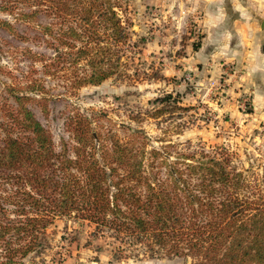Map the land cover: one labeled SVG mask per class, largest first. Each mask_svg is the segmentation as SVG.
I'll return each mask as SVG.
<instances>
[{
	"label": "trees",
	"instance_id": "obj_1",
	"mask_svg": "<svg viewBox=\"0 0 264 264\" xmlns=\"http://www.w3.org/2000/svg\"><path fill=\"white\" fill-rule=\"evenodd\" d=\"M34 3L58 20L57 30L51 22L40 31L53 40L52 64L64 62L75 89L131 77L123 61L130 32L110 0ZM7 92L0 103V264H24L39 253L58 217L107 234L119 243V259L264 264V197L242 195L228 149L179 150L171 158L166 147L147 150L143 131L121 139L79 113L66 123L74 143L57 149L29 107L44 86L11 84Z\"/></svg>",
	"mask_w": 264,
	"mask_h": 264
},
{
	"label": "rangeland",
	"instance_id": "obj_2",
	"mask_svg": "<svg viewBox=\"0 0 264 264\" xmlns=\"http://www.w3.org/2000/svg\"><path fill=\"white\" fill-rule=\"evenodd\" d=\"M110 2L130 32L123 61L131 77L75 89L64 62L52 64L53 40L40 31L51 22L57 30V18L34 0H0V21L13 27L0 24V103L8 99V85L41 83L45 92L29 107L57 149L62 141L74 143L66 123L77 113L121 139L143 131L147 150L166 147L171 158L179 150L226 148L227 165L242 174V195L264 197V111L229 56L238 46L230 41L233 20L255 7L264 14V0ZM93 231L88 222L58 217L46 230L45 247L24 264L192 263L168 256L119 259V243Z\"/></svg>",
	"mask_w": 264,
	"mask_h": 264
},
{
	"label": "crops",
	"instance_id": "obj_3",
	"mask_svg": "<svg viewBox=\"0 0 264 264\" xmlns=\"http://www.w3.org/2000/svg\"><path fill=\"white\" fill-rule=\"evenodd\" d=\"M255 13V14H254ZM261 16V18H260ZM264 16L263 9L240 11L231 24V45L237 49L230 51V59L244 70L247 87L253 92L255 106L264 111ZM257 20H256V19ZM257 107V106H256ZM257 109V108H256Z\"/></svg>",
	"mask_w": 264,
	"mask_h": 264
}]
</instances>
